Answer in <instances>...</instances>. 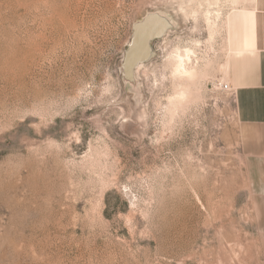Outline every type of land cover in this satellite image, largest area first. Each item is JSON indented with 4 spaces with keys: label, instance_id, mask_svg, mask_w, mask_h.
Listing matches in <instances>:
<instances>
[{
    "label": "rangeland",
    "instance_id": "rangeland-1",
    "mask_svg": "<svg viewBox=\"0 0 264 264\" xmlns=\"http://www.w3.org/2000/svg\"><path fill=\"white\" fill-rule=\"evenodd\" d=\"M252 1L0 0V264H264L235 95L220 87L228 16ZM153 13L175 28L131 85L125 54ZM187 48L191 85L175 73Z\"/></svg>",
    "mask_w": 264,
    "mask_h": 264
},
{
    "label": "crops",
    "instance_id": "crops-1",
    "mask_svg": "<svg viewBox=\"0 0 264 264\" xmlns=\"http://www.w3.org/2000/svg\"><path fill=\"white\" fill-rule=\"evenodd\" d=\"M252 3L232 26L228 83L234 91L255 205L264 227V0Z\"/></svg>",
    "mask_w": 264,
    "mask_h": 264
},
{
    "label": "water",
    "instance_id": "water-1",
    "mask_svg": "<svg viewBox=\"0 0 264 264\" xmlns=\"http://www.w3.org/2000/svg\"><path fill=\"white\" fill-rule=\"evenodd\" d=\"M173 28L175 23L160 13L149 14L135 24L132 43L124 58L123 79L127 83L135 85L136 69L140 64L150 61L153 43L161 40Z\"/></svg>",
    "mask_w": 264,
    "mask_h": 264
},
{
    "label": "bare ground",
    "instance_id": "bare-ground-1",
    "mask_svg": "<svg viewBox=\"0 0 264 264\" xmlns=\"http://www.w3.org/2000/svg\"><path fill=\"white\" fill-rule=\"evenodd\" d=\"M215 1V0H214ZM240 1H244V0H233L234 4H239ZM217 2V0H216ZM208 6V5H207ZM212 13L210 11L207 12L206 14V21L205 22H209L211 23L212 22V19H211V22H210V18L209 16L211 15ZM243 15V12L242 11H238V10H234L233 13L231 15H229V22L231 24V20L233 21L234 19H238V18H241ZM205 16V15H204ZM218 17V16H217ZM219 20V19H218ZM216 22L215 23H212L210 24V28L214 30L215 32V27H216ZM209 27V26H208ZM218 28V27H217ZM212 32V30H211ZM213 33V32H212ZM211 33V34H212ZM214 34V33H213ZM212 36V35H211ZM213 39V37H210ZM188 49V48H187ZM188 49L187 51H185L184 53H180V54H177L176 57H175V60H176V68H175V73L176 75H178L180 78L185 79L187 84L190 83L191 85V82H193L195 79H196V76H197V72L195 68L193 67H189V65H191V61H192V54H194V48L193 50H190ZM178 51V50H177ZM228 68V67H227ZM138 69V68H137ZM198 70V69H197ZM228 75V74H227ZM178 77V78H179ZM227 77V76H226ZM179 80V79H178ZM197 81V79L195 80ZM182 84V83H181ZM190 85L187 86L186 89H184V91L178 95V99L179 101H183L184 100H188L191 96V93H190ZM192 87V86H191ZM193 94V93H192ZM176 97V96H175Z\"/></svg>",
    "mask_w": 264,
    "mask_h": 264
},
{
    "label": "built area",
    "instance_id": "built-area-1",
    "mask_svg": "<svg viewBox=\"0 0 264 264\" xmlns=\"http://www.w3.org/2000/svg\"><path fill=\"white\" fill-rule=\"evenodd\" d=\"M221 91L224 93H228L232 91V88L230 87V84H221Z\"/></svg>",
    "mask_w": 264,
    "mask_h": 264
}]
</instances>
